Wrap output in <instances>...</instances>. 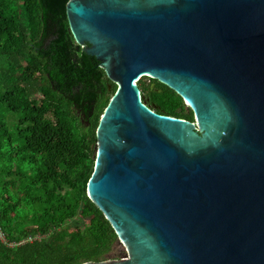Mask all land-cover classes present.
Here are the masks:
<instances>
[{
	"label": "water",
	"instance_id": "95a60500",
	"mask_svg": "<svg viewBox=\"0 0 264 264\" xmlns=\"http://www.w3.org/2000/svg\"><path fill=\"white\" fill-rule=\"evenodd\" d=\"M67 16L117 86L87 196L127 249L81 264H264V0H71ZM144 77L194 122L146 106Z\"/></svg>",
	"mask_w": 264,
	"mask_h": 264
},
{
	"label": "trees",
	"instance_id": "16d2710c",
	"mask_svg": "<svg viewBox=\"0 0 264 264\" xmlns=\"http://www.w3.org/2000/svg\"><path fill=\"white\" fill-rule=\"evenodd\" d=\"M70 1L0 0V264L101 261L119 240L87 196L97 126L117 86L69 49ZM137 85L150 109L194 122L173 90L147 77Z\"/></svg>",
	"mask_w": 264,
	"mask_h": 264
},
{
	"label": "rangeland",
	"instance_id": "374dc122",
	"mask_svg": "<svg viewBox=\"0 0 264 264\" xmlns=\"http://www.w3.org/2000/svg\"><path fill=\"white\" fill-rule=\"evenodd\" d=\"M144 84L149 85L150 80H145ZM1 116L3 119H11L12 118L11 114L8 113L7 111H3V113H1ZM95 152H96V147H95ZM126 256H127L126 246L120 240H118V243H116L113 246L110 253L106 255V258H122V257H126Z\"/></svg>",
	"mask_w": 264,
	"mask_h": 264
},
{
	"label": "flooded vegetation",
	"instance_id": "af4514ba",
	"mask_svg": "<svg viewBox=\"0 0 264 264\" xmlns=\"http://www.w3.org/2000/svg\"><path fill=\"white\" fill-rule=\"evenodd\" d=\"M53 39H56V37H54ZM48 45H50V41H48V42H45V46L46 47H44V48H47L48 47ZM88 47V45L86 44L84 47H81V46H79L78 45V43L76 42V40H75V43L73 42V43H71L70 44V47H69V49L75 54V56L76 57H78V52H81V53H83L84 55H87V54H85L84 53V49L85 48H87ZM89 58H92V59H94L95 61H93V68H92V72L93 73H99V71H100V69L101 70H103V68L101 67V63L99 62V61H97L94 57H91V56H89V55H87ZM92 61V60H91ZM84 67H81V68H79V69H83ZM153 86V85H152ZM109 87V86H108ZM101 89V88H100ZM39 97V95H35V98H38Z\"/></svg>",
	"mask_w": 264,
	"mask_h": 264
},
{
	"label": "built area",
	"instance_id": "2783aa9c",
	"mask_svg": "<svg viewBox=\"0 0 264 264\" xmlns=\"http://www.w3.org/2000/svg\"><path fill=\"white\" fill-rule=\"evenodd\" d=\"M0 239L3 240V241H7L6 240V234H5V231H4V228L0 222Z\"/></svg>",
	"mask_w": 264,
	"mask_h": 264
}]
</instances>
